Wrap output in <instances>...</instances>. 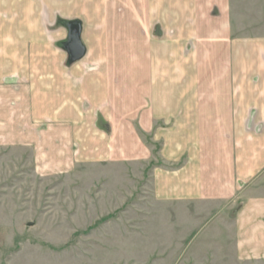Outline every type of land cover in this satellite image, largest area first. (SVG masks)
<instances>
[{"label":"crops","instance_id":"crops-1","mask_svg":"<svg viewBox=\"0 0 264 264\" xmlns=\"http://www.w3.org/2000/svg\"><path fill=\"white\" fill-rule=\"evenodd\" d=\"M241 4L0 0V147L40 176L156 160L158 202H241L237 252L264 264V35Z\"/></svg>","mask_w":264,"mask_h":264},{"label":"rangeland","instance_id":"rangeland-1","mask_svg":"<svg viewBox=\"0 0 264 264\" xmlns=\"http://www.w3.org/2000/svg\"><path fill=\"white\" fill-rule=\"evenodd\" d=\"M240 7L235 28L264 35V0ZM160 164L84 165L40 176L29 158L0 147V264L256 263L237 252L241 202H158L151 168Z\"/></svg>","mask_w":264,"mask_h":264},{"label":"water","instance_id":"water-1","mask_svg":"<svg viewBox=\"0 0 264 264\" xmlns=\"http://www.w3.org/2000/svg\"><path fill=\"white\" fill-rule=\"evenodd\" d=\"M75 50V54H76V56H77V60H79V59H81L82 58V56H83V53H82V49L80 48V46L79 47H77L76 49H74Z\"/></svg>","mask_w":264,"mask_h":264}]
</instances>
